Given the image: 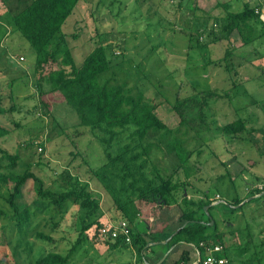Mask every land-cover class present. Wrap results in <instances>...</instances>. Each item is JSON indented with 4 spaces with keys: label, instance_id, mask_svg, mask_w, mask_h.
<instances>
[{
    "label": "rangeland",
    "instance_id": "rangeland-1",
    "mask_svg": "<svg viewBox=\"0 0 264 264\" xmlns=\"http://www.w3.org/2000/svg\"><path fill=\"white\" fill-rule=\"evenodd\" d=\"M29 2L0 1V17H5L8 9L14 13ZM247 2L252 6L259 3L258 0H105L103 11L98 0H82L62 32L78 65L94 47H111L109 52L116 65L113 74L102 76L100 81L110 79V84L124 85L134 94L143 92L156 105L157 114L169 132L150 133L146 137L145 143L153 144L146 158V175L151 178L158 172L161 177L181 178L187 185V196L211 197L210 206L214 208L210 213L217 222V232L225 235L234 253L246 248L241 256H234L229 250L232 263L264 264V23L251 21L256 39L247 47H242L236 31L229 41L214 42L209 38L202 47H196L198 35L204 38L209 31L207 27H212L214 21L217 23L227 8L238 11ZM261 19L264 22V13ZM1 22L0 106L5 109L13 106L14 110L0 116V126L9 131L0 136V172L19 175L29 171L41 181L44 191L57 194L71 189L76 178L81 183L87 182L99 204L95 218L104 227L110 226L112 220L120 218L112 192L117 201L125 204L130 195L126 185L129 179L123 183L114 177L121 173L111 171V176L103 169L108 158L97 139L100 133L78 126L69 106L51 103L48 109L40 104L34 52L21 36L10 34ZM214 30L217 37L222 35L218 26ZM231 47L234 66L230 73L225 70V62L209 64L224 58ZM171 73L173 77H169ZM12 81L14 84L10 86ZM181 83L182 96L193 88L204 95L214 94L206 109V126L200 129L180 126V119L172 109L173 93ZM237 119L247 122V131L233 138L222 134L220 127ZM174 138L184 142L190 153L189 165L196 171L190 179L185 178L175 154L168 151V142ZM4 152L18 155L15 167L9 166ZM71 152L76 153V158L67 165ZM61 168L66 170L62 174ZM96 170L105 174L101 178L103 183L93 175ZM39 181L29 180L23 190L21 202L28 205L31 215L26 232H19L14 209L6 201V189H0V262L33 263L43 245L35 240L37 233L63 239L60 242L63 251L80 237L78 231L88 223L87 219L82 222L73 200L58 205L40 202L34 191ZM234 198L242 200L241 204L249 203L232 212L233 206L227 203ZM169 221L168 232L180 224L173 212ZM82 234L86 240L69 264L134 261L129 250L110 251L105 238H97L94 227ZM162 249L159 244L148 245L144 256L158 263L164 253Z\"/></svg>",
    "mask_w": 264,
    "mask_h": 264
},
{
    "label": "trees",
    "instance_id": "trees-1",
    "mask_svg": "<svg viewBox=\"0 0 264 264\" xmlns=\"http://www.w3.org/2000/svg\"><path fill=\"white\" fill-rule=\"evenodd\" d=\"M0 1L5 2V0ZM81 1L30 0L17 12L12 13L9 9L5 11V17L1 16L0 21L6 30H10V34L21 36L34 52V72L37 75L36 88L40 104L48 109L51 103H64L69 106L78 119V126L100 133L97 139L108 158L103 169L108 170L111 176H113V171L121 173L114 177H118L123 183L129 179L126 185L130 195L125 204L117 201L115 192H112V199L119 211L120 218L112 220L111 224L119 225L121 222H126L129 227L130 241L127 242L124 235H117L114 239L106 238L104 242L107 244V248L110 251L129 250L134 255V261H131L130 264H135L134 262L152 264L144 256V250L148 245L159 244L170 249L185 244L198 251L199 262L195 261V263L201 264L206 255L201 244L207 246L213 243L223 248L222 252L216 254L217 257L225 258L228 264H233L229 250L234 256H241L246 248L234 253L232 247L226 243L225 235L217 232V222L212 220L210 213V210L214 208V206H210L211 197L205 195V198L194 199L187 196V185L181 178L177 177L179 180H173L172 175L161 177L158 172L151 178L146 175V158L149 156L153 144H146L145 139L150 133L164 132L166 134L169 129L159 118L156 105L150 99H146L143 92L134 94L124 85L110 84V79L100 81L102 76L113 74L112 71L116 65L115 57L109 52L111 47L98 45L85 56L80 65L76 63L62 28ZM98 1L99 9L104 11L106 9L105 0ZM258 2L255 6L249 2L244 3L238 11H230L227 8L226 14L217 23L214 21L212 27H207L209 31L204 38L198 35L200 37L197 38L196 47H202L206 43L205 39L209 38L214 42L229 41L235 31L241 40L242 47L250 45L256 39L251 21L264 23L261 19V15L264 13L262 7L264 0H258ZM216 26L219 27L222 34L219 37L214 33ZM233 51L234 47H231L225 52L224 58L209 64L222 65V62H225V70L230 73L234 66L231 63ZM171 76L173 77L172 73L169 77ZM12 84H14L13 81L10 86ZM44 86H46V90H44ZM236 86L237 84L232 87ZM182 87V83L178 88L176 85L173 93L175 103L172 105L173 111L180 119V126L190 130H195L194 128L197 126L199 129L202 128V125L206 126V109L209 106V98L214 94L204 95L193 88L191 93L182 96ZM13 110V106L8 109L0 106V116L13 112ZM246 123L245 120L237 119L221 126L220 131L233 138L247 131ZM8 132L7 129L0 126V136H5ZM167 146L168 151L175 154L185 178H192L191 175L196 171L190 168V153L185 149L184 142L174 138L168 142ZM75 154V152L70 153V157L66 161L67 165L73 158H76ZM4 156L10 167L16 166L18 155L4 152ZM61 169L60 174L66 171L64 168ZM93 175L103 183L104 173L96 170L93 171ZM29 180L39 181L29 171L19 175H6L0 172V189H6L8 195L6 201L14 209L16 225L20 233L26 232L31 222L29 207L21 202L23 190ZM73 183L71 189L57 194L44 191L42 183L39 181V185L34 191L40 198V202L43 203L58 205L73 200L78 213H81L82 222L87 219L88 223L82 225L78 231L80 237H76L75 241L65 247L63 251H61L62 245L60 244L63 239L55 240L51 234L37 233L35 240L43 245L38 248L34 262L30 264H69L81 243L86 240L82 231L92 226L95 228L97 238L101 237L100 231L104 226L95 218L99 208L98 201L88 190L87 182L81 183L76 178ZM105 187L108 188V185ZM50 197L52 198L49 200ZM241 203L242 200L234 198L232 203L227 204L233 206L232 212H237L249 201ZM239 204L241 205L237 207ZM205 206L207 211L203 210ZM174 207L177 208H175L176 212ZM172 212L176 214L180 224L168 232V229L171 228L169 217ZM162 213L167 217H164ZM211 220L213 224L210 226ZM140 226L143 228L142 231ZM162 241L165 243L161 244ZM188 258V252L183 251L174 264H188ZM0 264L7 263L1 261Z\"/></svg>",
    "mask_w": 264,
    "mask_h": 264
},
{
    "label": "built area",
    "instance_id": "built-area-1",
    "mask_svg": "<svg viewBox=\"0 0 264 264\" xmlns=\"http://www.w3.org/2000/svg\"><path fill=\"white\" fill-rule=\"evenodd\" d=\"M264 6V5H263ZM101 236L105 239H114L117 235H124L126 241H130L129 239V227L126 222H121L119 225H112L103 227L100 231ZM203 246L204 251L206 253L205 257L203 258L201 264H228V261L225 258L217 257V253L223 251V248L220 245H216L211 243L210 245ZM196 264V263H194Z\"/></svg>",
    "mask_w": 264,
    "mask_h": 264
},
{
    "label": "crops",
    "instance_id": "crops-1",
    "mask_svg": "<svg viewBox=\"0 0 264 264\" xmlns=\"http://www.w3.org/2000/svg\"><path fill=\"white\" fill-rule=\"evenodd\" d=\"M163 243H165V241H162L161 244H163ZM162 250H164V253H163L161 259H159L157 264H174L175 261H177V259L179 258L180 254L183 251H187L188 252V257H189L188 258L189 259L188 264H194L195 261H197V254H198L197 252L198 251L195 248H193L192 246H187L185 244H180L179 246H174V247H172L170 249L164 248ZM150 263H152V262L150 261Z\"/></svg>",
    "mask_w": 264,
    "mask_h": 264
},
{
    "label": "water",
    "instance_id": "water-1",
    "mask_svg": "<svg viewBox=\"0 0 264 264\" xmlns=\"http://www.w3.org/2000/svg\"><path fill=\"white\" fill-rule=\"evenodd\" d=\"M204 209H205V211H207V208H204ZM212 224H213V221L211 220L209 225L211 226ZM197 262H199V258L197 259Z\"/></svg>",
    "mask_w": 264,
    "mask_h": 264
}]
</instances>
